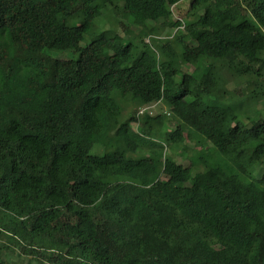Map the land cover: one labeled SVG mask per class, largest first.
<instances>
[{
  "label": "trees",
  "instance_id": "1",
  "mask_svg": "<svg viewBox=\"0 0 264 264\" xmlns=\"http://www.w3.org/2000/svg\"><path fill=\"white\" fill-rule=\"evenodd\" d=\"M182 1L0 0V237L31 259L264 264V0Z\"/></svg>",
  "mask_w": 264,
  "mask_h": 264
},
{
  "label": "rangeland",
  "instance_id": "2",
  "mask_svg": "<svg viewBox=\"0 0 264 264\" xmlns=\"http://www.w3.org/2000/svg\"><path fill=\"white\" fill-rule=\"evenodd\" d=\"M188 3H189V0H184L178 3L177 5H174L171 8L174 19H179V18L183 19V13ZM102 12H103L102 15L94 20L99 30L101 29L106 30V29L111 28L115 32L120 33L122 36H125V37H127L128 34H131L130 32L128 33L123 29L124 27H126L127 30L133 29V27L129 25L126 14L123 11H120L119 14L115 16L112 13V10L110 9V7L106 6V8L102 10ZM174 32H175V28L168 29L169 36L172 37ZM145 41H148L147 37L145 38ZM85 42H86V39L83 40L81 44H84ZM49 54L52 58H60V59L76 57V54L71 52L70 50L51 51L49 52ZM188 70L191 71L192 67L189 65H186V66L183 65L182 71H188ZM241 86L244 88L243 84ZM228 87L233 88V84L230 83ZM206 100L208 101V99ZM217 101H218V105L225 103V101L222 99H219ZM147 106H148L147 111H149L151 115H155L159 112L166 111L164 105L161 102H154ZM256 112L260 116L264 117V101L257 105ZM184 131H185L184 132L185 135H188V133H192L191 131L187 129H185ZM192 134L195 135L194 133ZM186 143H187L188 150L185 153H183V155H180L179 154L180 152H179L177 155L173 156L177 162L183 165H188L190 163L191 157H193L194 160L196 159V161H198V159L196 158L197 155L195 156V153H194L195 151H198L200 148L206 149V150L211 148L208 143L206 144L198 143L192 135L191 137L187 136ZM102 151H103L102 147L98 145L95 147L93 153H101ZM216 161L217 163H219L220 166L225 167V168L229 167L230 165V162L226 161L220 156H217L215 161L211 160L210 164L214 165ZM201 166L202 165H199V164L196 165V167H201ZM196 167H193V168H196ZM260 172H261V167L259 166H255L251 170V174L254 175L255 177H258L260 175ZM0 262L1 264H41L40 262L31 259L30 256L25 254L20 249V247H16L12 245L3 236L0 237Z\"/></svg>",
  "mask_w": 264,
  "mask_h": 264
},
{
  "label": "built area",
  "instance_id": "3",
  "mask_svg": "<svg viewBox=\"0 0 264 264\" xmlns=\"http://www.w3.org/2000/svg\"><path fill=\"white\" fill-rule=\"evenodd\" d=\"M174 5H172L171 6V8L173 7ZM178 20H181V18H179ZM183 22L179 25V26H177V28H175V31H176V29H182L183 28ZM175 33V32H174ZM148 106L146 105V106H143L142 108H140L139 109V111H138V114H142V113H144V112H148V113H150L149 111H147L148 109Z\"/></svg>",
  "mask_w": 264,
  "mask_h": 264
}]
</instances>
